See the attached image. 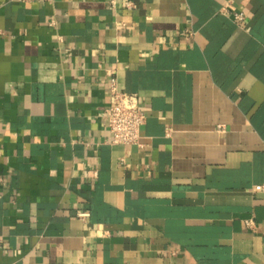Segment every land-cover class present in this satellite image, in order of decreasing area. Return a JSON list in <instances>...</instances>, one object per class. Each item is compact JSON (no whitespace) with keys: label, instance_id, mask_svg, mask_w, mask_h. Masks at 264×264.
<instances>
[{"label":"crops","instance_id":"0c3cea01","mask_svg":"<svg viewBox=\"0 0 264 264\" xmlns=\"http://www.w3.org/2000/svg\"><path fill=\"white\" fill-rule=\"evenodd\" d=\"M0 264H264V0H0Z\"/></svg>","mask_w":264,"mask_h":264},{"label":"built area","instance_id":"2783aa9c","mask_svg":"<svg viewBox=\"0 0 264 264\" xmlns=\"http://www.w3.org/2000/svg\"><path fill=\"white\" fill-rule=\"evenodd\" d=\"M126 4L128 7L131 6L130 2ZM234 19L241 23L245 20V15L241 12L235 13ZM108 85L110 104L106 109V118L112 136V143L121 145L138 144L141 128L145 123V114L139 106L137 95L121 91L117 79L112 74H109ZM84 215L80 214V216ZM252 224V220L246 221V225L252 226Z\"/></svg>","mask_w":264,"mask_h":264}]
</instances>
